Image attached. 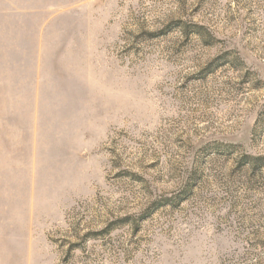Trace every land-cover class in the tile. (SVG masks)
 I'll return each mask as SVG.
<instances>
[{
  "label": "rangeland",
  "instance_id": "rangeland-1",
  "mask_svg": "<svg viewBox=\"0 0 264 264\" xmlns=\"http://www.w3.org/2000/svg\"><path fill=\"white\" fill-rule=\"evenodd\" d=\"M0 264H264V0H0Z\"/></svg>",
  "mask_w": 264,
  "mask_h": 264
}]
</instances>
